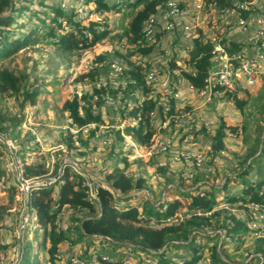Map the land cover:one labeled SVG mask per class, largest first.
I'll use <instances>...</instances> for the list:
<instances>
[{
	"label": "rangeland",
	"instance_id": "1",
	"mask_svg": "<svg viewBox=\"0 0 264 264\" xmlns=\"http://www.w3.org/2000/svg\"><path fill=\"white\" fill-rule=\"evenodd\" d=\"M111 1L114 4L120 3V0ZM180 2L184 6L183 10H187V15L183 16L181 21L191 26L192 32L191 39L185 40L186 42L183 44L185 54L180 56H184V61H176L180 74L184 71L190 72L187 65L189 52L192 48V40L199 36V31L202 32L203 37L210 40L213 38L220 41L225 39V45L229 41L235 40L245 45L243 50L245 47L251 49V45H246L243 42H250V38L259 25L260 18L264 16V0H251V2L243 4L248 14L247 18H242L241 12L238 11L233 15L229 13L226 16L222 10L213 6L198 9L195 7L197 0H181ZM21 5L27 9L21 13L20 18L25 19L30 16L28 17L29 21L32 20L34 23H37L36 17L32 16L34 12L40 14L46 12L53 16L49 9L51 6L61 5V8L66 11L74 9L77 14L76 19L82 18V24L86 26L91 21L99 22L100 30H103V25L106 24L109 36L93 48L68 55L60 53L54 45L45 40L37 41L35 45H28L4 62L11 69L19 72L25 71L28 74V84L39 88V96L35 105L27 104L25 107L24 121L18 129L19 138L8 139L5 137L12 148V157L4 152L3 144L0 141V153L3 154L6 169V175L0 178V246L7 247L0 251V264H21L20 261L29 254L30 250L33 252L31 254L33 264H50L47 252L50 244L47 243L45 248L41 247L43 231L37 223L35 212L25 209L27 196L22 191V181L20 182L18 178L19 173L22 174L19 164H17L18 161L24 163L25 160H28L44 163L50 171V178L61 174L67 166L70 172L80 173L93 181L104 180L106 175L117 166L123 168L125 164L117 162L126 158L127 173L135 180L141 178L146 182L144 190L132 192V196L140 195V198L127 204L142 205L146 198H151L158 203L175 199L178 194L172 191L174 186L194 191L193 185L196 178L201 179L204 183L222 187L226 176L236 177L244 170L245 166H249L251 161L249 156L252 150L257 148L259 154L264 148V64L261 68L263 73L256 84L243 90L239 97L228 98L211 105L212 107L203 108L199 105V101L202 102V100L197 95L195 98L189 99L191 101L188 102V106L176 101L177 110L181 112L180 120L182 122L177 125L170 124L166 129L163 128V125L167 121V117H164L163 114L167 115L166 104L173 98L165 91V88L167 85L172 87L174 84L171 80H164L167 76L165 70L161 72L162 85L160 83L153 84L155 90L153 98L158 99L157 109L152 116L153 127L157 134L153 143L157 140L164 141L167 138H174V141L167 151L162 152L157 148L158 153L149 156L144 154V150L124 132L128 126H138V121L125 115L137 103L140 106L143 101L140 91L131 95L127 87L128 79L124 72L131 66H144L147 72L156 69V67L163 69L170 67L171 61L180 57L177 53L180 47L178 43H183L182 37L189 39L186 36L190 32H177L174 35L161 27L165 33L157 41L154 52L144 56L137 52V46L130 45L124 37V32L134 14L130 8H123L119 12L98 13L95 12L96 6L86 4L85 0H22L18 2V7ZM23 19L18 20L23 22ZM28 19H25L21 24L28 22ZM160 19L163 24H166L164 17H160ZM241 20H244L252 28L249 36L244 40H240L244 36L242 33L244 29L240 26ZM25 32L26 28L19 29L21 35ZM157 35L147 44H154L158 38ZM100 55L104 56L106 61L96 63L95 60ZM114 64L121 68V71L115 72L112 68ZM96 70L99 75L92 80L88 75ZM82 75L87 76L84 81H80ZM95 87L108 89V93L103 96L105 104L101 107L104 124L92 125L89 127V131L84 130L83 138L87 139L90 132L98 128L94 138L90 139L88 148L82 147L81 143L76 141V149L68 150L66 144L69 141V133L76 139L78 130L72 127L71 120L68 113L63 110V106L66 100L72 99L75 94L79 96L86 93L92 94ZM111 90L116 91L117 94L113 95ZM237 100L242 103V109L236 105ZM7 108L17 112V102L12 98L8 99ZM124 110L126 112L123 115ZM196 113L200 117H193ZM223 125L225 126L226 138L224 142L226 147L224 151L214 156L212 145L216 141L213 140V137ZM232 129L237 131L234 132ZM118 132L122 133L126 142L120 141ZM257 139H261L260 144L257 143ZM261 161L264 165V155L261 157ZM162 168L166 171L163 172ZM263 173L264 171L261 172L252 167L249 175L244 179L253 183ZM48 179H45L43 183ZM38 180L33 179L31 182ZM241 181L242 179L239 177L232 178L227 192L219 195L220 200L243 196L244 187L241 185ZM198 185L200 186L201 183ZM93 191L95 192V190ZM94 192L93 195L91 194L93 197L96 196ZM224 200L219 208H229V211L235 214L239 220L247 224L249 231L240 241L226 239V244L221 249L223 259L231 256L234 262L249 261L255 254H258L256 256L260 257V262L255 261L253 264H264V255L256 253L261 238L264 239V207L249 205L250 210H248L244 209L243 204L239 202L230 207ZM188 202V199H183L184 208L179 210L177 216L180 217L184 212L187 213ZM117 205L123 207L125 203L117 201ZM24 212L25 216L21 224ZM74 215L82 216V213H74L65 208L58 218V224L60 223L66 228ZM170 223H174V221L167 224ZM19 227H21L20 234ZM196 244L206 247L211 246L212 243L198 238ZM111 248L110 244H103L98 238L93 241L83 239L75 246L64 243L60 246L59 256L61 259L57 264H67L72 258L79 260L78 262L81 264V257L85 256L86 258L87 254L88 257L91 255V260L87 263L83 261L84 264H99L96 260L99 255H104V258L110 260L104 252ZM262 248L264 250V246ZM119 252L124 255L123 264H160L158 259L149 257L140 251L133 253L127 248H121ZM200 254L201 258L194 264H211L210 252L207 248ZM192 256V249H169L167 254V258L172 259L174 264H182V258L185 257L190 261ZM23 260L22 264H27L26 260Z\"/></svg>",
	"mask_w": 264,
	"mask_h": 264
},
{
	"label": "trees",
	"instance_id": "2",
	"mask_svg": "<svg viewBox=\"0 0 264 264\" xmlns=\"http://www.w3.org/2000/svg\"><path fill=\"white\" fill-rule=\"evenodd\" d=\"M22 0H0V135L8 139H18L21 124L24 121V112L27 104L33 106L36 104L39 96V88L28 84V74L11 69L4 64L16 52L24 49L28 45H35L37 41H46L54 45L56 50L64 55L73 52H82L95 47L99 42L109 36L108 26L103 25L100 30V23L91 21L88 26L82 24V18L77 20V14L74 9L66 11L61 5L49 7L51 16L48 13L34 12L32 16L36 17V22L29 21L21 24L25 19L20 18L24 12L25 6L18 7V2ZM26 1V0H24ZM170 0H120L119 4L112 3L111 0H85L86 4H94L95 12H119L127 8L134 12L128 28L124 32V37L128 43L137 46V52L142 55H149L154 52L157 41L165 32L161 31L154 44L148 45L144 37V27L152 16L157 15L160 10L166 7ZM251 0H206L207 5H214L219 10L239 9L240 4L249 3ZM120 5V6H119ZM184 6L181 5V8ZM242 18H247V11L239 9ZM18 19H23L19 22ZM26 28L24 34L19 33V29ZM199 36L193 38L192 48L189 52L187 65L190 72L184 71L181 75L195 89L200 90L204 87L206 78L213 66L214 46L211 40L203 37L199 31ZM223 39L222 43L225 44ZM230 44V45H229ZM227 50L230 55L243 51L244 44L229 41ZM96 63H103L106 58L102 55L96 58ZM170 70H177L176 60L171 61ZM147 70L144 66H131L124 72L127 77V87L131 95L140 91L143 101L138 103L126 117L134 118L138 121V126L131 125L124 129L126 135L139 146H149L156 137V130L153 127V114L157 109L158 100L153 98L155 92L153 84L147 82ZM99 75L98 70L91 72L88 77L92 80ZM87 76L82 75L80 81H84ZM108 93L106 87H95L92 94H75L72 99L66 100L63 110L68 113L72 127L77 132V138L69 133V141L66 144L68 150L76 149L75 142L79 141L81 146L88 148L90 139L94 138L96 130H92L87 139L83 138L84 130H88L91 125H103V114L101 107L105 104L104 95ZM116 95V91H112ZM14 99L17 102V112L10 111L7 108V100ZM137 101V100H136ZM172 105L175 101L171 99ZM236 105L242 109V103L237 100ZM126 110L122 112L124 115ZM175 113L172 108L164 117L168 119ZM162 118V123H163ZM223 125L213 137L216 141L212 145L214 156L224 151L226 145L224 139L226 134ZM236 132V129H232ZM204 133H206L204 131ZM118 137L123 143L126 138L118 132ZM261 143V139H257ZM4 152L7 153L4 146ZM130 153V152H129ZM258 154V149L251 151L250 164L245 166L244 170L236 177L242 179L241 185L244 187L243 196L236 198L229 197L224 201L231 205L242 203L244 209H249L250 204L264 207V173L257 177L255 182L251 183L244 179L249 175V171L254 167L258 171H264V165L261 157L264 155V148ZM126 158L118 160L117 163L125 164L123 168L115 169L106 175L104 180H89L80 173L70 172L67 166L61 174L49 176V169L44 163L33 161H24L22 176L26 180H45V182L34 189L28 197L25 207L35 212L37 223L43 231V240L41 247L45 248L49 243L48 262L57 264L61 259L59 256L60 246L69 243L72 246L77 245L83 239L93 241L100 239V242L110 244L111 250H107L105 256L111 260L104 259V255H99L96 260L99 264H123L124 255L119 252L120 249L127 248L133 253L140 251L146 253L149 257L158 259L160 264H174L173 260L167 254L169 249H192L193 258H182V264H194L201 258L202 251L207 248L210 252L211 264H253L260 262V257L255 254L249 261L234 262L231 256L223 259L221 249L226 244V239L240 241L249 231L247 224L239 220L235 214L229 211V208H219L223 200L219 195L226 193L229 183L235 176H226L222 187L214 184L204 183L196 178L194 182V191L181 189L174 186L172 191L178 194V197L164 202H156L151 198H146L142 205L127 204L135 201L139 196H132V192H140L145 189V180H135L126 171ZM247 165V164H246ZM163 172L166 169H161ZM6 175L5 161L3 154L0 153V178ZM51 175V174H50ZM47 177V178H46ZM55 178V179H54ZM170 182V181H169ZM201 183L199 186L198 184ZM196 185V186H195ZM192 186V187H193ZM95 190V192L93 191ZM93 192L96 196L93 197ZM180 195V197H179ZM248 198V200H247ZM183 199H188L187 213L177 216L181 208H184ZM117 201L125 203L123 207L117 205ZM158 205V206H156ZM68 208L74 213H82V216H72L71 223L65 228L58 224V218L62 211ZM85 214V215H83ZM1 217V214H0ZM174 221V223L167 224ZM165 223V224H164ZM222 235L224 237H222ZM200 238L211 246H198L197 239ZM264 239L261 238L260 246L256 253L264 255ZM7 249L6 246H0V251ZM30 250L29 254L23 258L27 264H33ZM119 255L117 256V254ZM86 255V254H85ZM111 256V257H109ZM21 260V264L24 260ZM81 264L89 262L91 255L81 257ZM86 260V261H85ZM79 260L72 258L67 264H80ZM84 261V262H83ZM142 264V263H138Z\"/></svg>",
	"mask_w": 264,
	"mask_h": 264
},
{
	"label": "built area",
	"instance_id": "3",
	"mask_svg": "<svg viewBox=\"0 0 264 264\" xmlns=\"http://www.w3.org/2000/svg\"><path fill=\"white\" fill-rule=\"evenodd\" d=\"M181 5V2L178 0H170L167 3L166 7L160 10L161 13L152 16L150 20L147 21L143 30L144 37L146 38L147 42L155 39L157 33L161 32V27H163L164 30L166 29L168 33H173L174 35L177 32H190L188 35L192 36L191 26L181 21V18L187 15V10H183V8H181ZM206 6L215 7L214 5H207L206 0H197V4L195 5V7L198 9ZM238 8L241 10H245L243 4H240ZM239 9H226L222 12L224 13V15L228 16L229 13L233 15L237 11L240 12ZM159 16L164 17L166 24L161 23V19ZM240 26L244 29V31H250L252 29L244 20H241ZM249 41L250 42L247 43L251 45V50H243L240 53L230 55L227 50V45L223 44L222 40L220 41L216 38L211 39V43L214 46L213 66L208 73L205 85L202 89L195 90L191 87L195 91V94L202 100L205 105H213L221 101H225L228 98L231 99L236 96L239 97L243 90H247L249 89V87H252L256 84L260 75H262L263 73L261 68L264 64V16L260 18L259 25ZM112 68L115 72L121 71V68L116 66V64L112 65ZM164 70L167 72V76H165L164 78L165 81H170L172 75L176 76L180 74L178 69L171 71L170 67L165 69L156 67V69L151 70L147 73V82L149 84L155 83L154 85H156L160 83V85H162L160 76L161 72H164ZM165 91L168 94H171V97L175 101V105H172L171 100L166 104L167 114L172 108L175 110V113L170 116L164 123V129L168 128L170 124L177 125L182 122L180 120L181 112L177 110L176 106V101L180 97L177 88L175 87V85L172 87H169L167 85ZM173 141L174 138H167L164 141L157 140V142L153 143V141L149 146L140 148L144 150V154L146 153L147 155L152 156L158 153V151L156 150L157 148H159V150L162 152L167 151L172 146ZM133 147L136 149L135 146ZM136 153H138V151H136ZM136 155L143 156L142 154ZM17 164H19L21 173H23L24 163L18 161ZM21 180V189L24 192L25 196H27V198L25 199L26 201L34 189L38 188L41 185H45V183L43 182L38 183L37 185L32 184L35 182H31L32 180H26L25 178H23L22 174ZM49 180V184H51L53 182V179H48V181ZM39 181L41 180H38L37 182ZM250 205L258 207L254 204Z\"/></svg>",
	"mask_w": 264,
	"mask_h": 264
},
{
	"label": "crops",
	"instance_id": "4",
	"mask_svg": "<svg viewBox=\"0 0 264 264\" xmlns=\"http://www.w3.org/2000/svg\"><path fill=\"white\" fill-rule=\"evenodd\" d=\"M181 1V0H180ZM191 3V2H190ZM190 6V4H189ZM191 9V8H190ZM163 24V22H161ZM162 31V30H161ZM249 32L250 31H242V33L244 34V36L239 37L241 38L240 40H244L247 36H249ZM167 33V32H166ZM189 39H186L184 37L181 38L182 40V44L178 43V45H180V47L178 48V55L180 56L181 54H185L184 50L185 48L183 47V44L186 42L185 40H190L191 37L187 34V36ZM246 45L248 44L247 42H243ZM246 50H251L250 47H245V51ZM168 56V55H167ZM166 56V57H167ZM178 56V57H179ZM176 61H184V56H180L179 58H175ZM171 81L174 82L175 87L177 88V91L179 92V99H177V103L182 104V105H189L188 102H190L191 100H189L191 97L192 99L195 98L196 94L195 91L191 88V86L189 85V83L182 77L181 74H178L176 76H171ZM191 95V96H190ZM199 105L203 108V107H212L211 105H205L203 102L199 101ZM214 105V104H213ZM206 109V108H205ZM194 116L200 117L197 113Z\"/></svg>",
	"mask_w": 264,
	"mask_h": 264
},
{
	"label": "water",
	"instance_id": "5",
	"mask_svg": "<svg viewBox=\"0 0 264 264\" xmlns=\"http://www.w3.org/2000/svg\"><path fill=\"white\" fill-rule=\"evenodd\" d=\"M0 141H1V143L3 144L4 148L6 149L7 153L12 157V156H13V152H12V149H11V147H10V145H9L8 140H7L5 137H3L2 135H0ZM13 161H14V160H13ZM18 178H19V181L21 182L22 180H21V174H20V173H19V175H18ZM43 181H45V180H41V181H39V182H35V183H32V184L37 185L38 183H42ZM25 204H26V202H25ZM25 209H26V207H25ZM25 212H26V210H25ZM25 212H24V214H23V218L21 219V224H22V221H23V219H24ZM20 232H21V227H19V234H20ZM19 239H20V238H19ZM19 243H20V241H19Z\"/></svg>",
	"mask_w": 264,
	"mask_h": 264
}]
</instances>
